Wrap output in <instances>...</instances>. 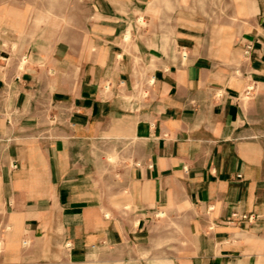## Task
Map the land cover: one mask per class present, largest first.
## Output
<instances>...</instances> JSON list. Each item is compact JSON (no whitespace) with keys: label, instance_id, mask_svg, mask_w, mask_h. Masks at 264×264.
Segmentation results:
<instances>
[{"label":"crops","instance_id":"0c3cea01","mask_svg":"<svg viewBox=\"0 0 264 264\" xmlns=\"http://www.w3.org/2000/svg\"><path fill=\"white\" fill-rule=\"evenodd\" d=\"M5 3L0 264H264V0Z\"/></svg>","mask_w":264,"mask_h":264},{"label":"rangeland","instance_id":"374dc122","mask_svg":"<svg viewBox=\"0 0 264 264\" xmlns=\"http://www.w3.org/2000/svg\"><path fill=\"white\" fill-rule=\"evenodd\" d=\"M0 2H1V4H4L5 3V0H0ZM76 8H78L81 11L84 10V8H83L82 5L81 6L78 5V7H76ZM35 20H36L37 24H39V22H42V23H44V25L46 27H51V28H52V26L57 25L56 23L58 21H60L62 25L63 24H67L68 22L71 21L78 28V34H80L81 30L84 29V18H82V17H77V18H73V19H65V18L52 19V18H45V19H35ZM110 160H111L112 163H115L117 161L116 158H115V156L114 157H111ZM169 230H170V233H174V232H176L175 230H177V229L175 227H173V226H170L169 227ZM156 244L158 246L157 249H159V246H161V249L164 250V248H165V241L164 240L163 241H159ZM173 246L177 247V246H179V243L178 242H174ZM146 248H148V249L149 248H153L154 249V245L151 246V247L148 246Z\"/></svg>","mask_w":264,"mask_h":264},{"label":"built area","instance_id":"2783aa9c","mask_svg":"<svg viewBox=\"0 0 264 264\" xmlns=\"http://www.w3.org/2000/svg\"><path fill=\"white\" fill-rule=\"evenodd\" d=\"M4 60H5V59H4ZM0 61H1V59H0ZM251 91H252V87L248 89V91L246 92V95L249 96L250 93H251ZM243 218H244V219H247V220H254L255 217L252 216V215H251V216L244 215Z\"/></svg>","mask_w":264,"mask_h":264}]
</instances>
